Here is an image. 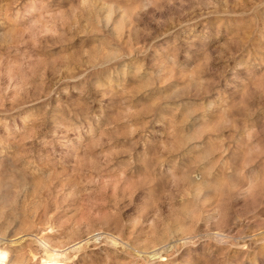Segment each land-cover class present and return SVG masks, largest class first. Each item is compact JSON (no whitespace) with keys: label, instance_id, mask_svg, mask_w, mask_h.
<instances>
[{"label":"rangeland","instance_id":"obj_1","mask_svg":"<svg viewBox=\"0 0 264 264\" xmlns=\"http://www.w3.org/2000/svg\"><path fill=\"white\" fill-rule=\"evenodd\" d=\"M2 233L14 264H264V0H0Z\"/></svg>","mask_w":264,"mask_h":264},{"label":"bare ground","instance_id":"obj_2","mask_svg":"<svg viewBox=\"0 0 264 264\" xmlns=\"http://www.w3.org/2000/svg\"><path fill=\"white\" fill-rule=\"evenodd\" d=\"M8 236L9 235L6 233H2L0 235V264H14V263L18 262V261L13 260V258L10 255L9 249L6 247V245L9 242H11V240ZM48 237H49L48 235H44L43 237H38V240L39 241L45 240ZM45 250H47V249L45 248ZM47 253H48V255L43 257L42 260H40V261L37 260V263H40V264H59L61 262V260L58 258L59 254L57 252H54L53 250H51V251L47 250ZM34 263L32 262V264H34Z\"/></svg>","mask_w":264,"mask_h":264}]
</instances>
